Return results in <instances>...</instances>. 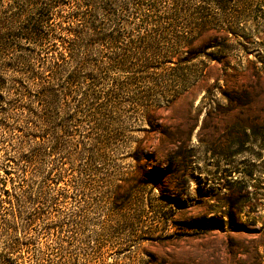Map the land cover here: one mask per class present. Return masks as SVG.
Returning <instances> with one entry per match:
<instances>
[{
	"label": "trees",
	"instance_id": "trees-1",
	"mask_svg": "<svg viewBox=\"0 0 264 264\" xmlns=\"http://www.w3.org/2000/svg\"><path fill=\"white\" fill-rule=\"evenodd\" d=\"M237 5L242 4L238 0H0L2 135L8 134V121L21 115L35 146L47 145L48 155L58 156L62 165L69 158L60 156L63 138L71 140L77 127L88 125L98 137L85 133L82 138L91 142L99 159V147L110 141L104 121L109 125L123 111L138 110L143 138L129 156L136 171L116 186L115 198L125 200L141 185L159 190L167 172L151 164H158L160 157L171 165L191 160V135L199 116L180 136L164 114L193 93H201L203 99L218 94L226 103L202 111L201 130L213 132L222 112L221 122H231L227 140L235 144V155L242 154L247 141L236 131L247 140L264 141V60L259 53L250 58L248 51L250 45L256 51L264 45L244 34L260 32L257 18L252 17L251 27H242L238 21L250 16ZM235 45L244 52L238 61L230 55ZM52 126L57 131L51 135ZM156 138L163 151H150ZM0 193L8 196L9 191L0 187ZM167 201L177 206L174 200ZM3 203L0 195V209Z\"/></svg>",
	"mask_w": 264,
	"mask_h": 264
},
{
	"label": "rangeland",
	"instance_id": "rangeland-1",
	"mask_svg": "<svg viewBox=\"0 0 264 264\" xmlns=\"http://www.w3.org/2000/svg\"><path fill=\"white\" fill-rule=\"evenodd\" d=\"M238 1L250 16L238 23L251 27L256 17L260 31L244 34L264 45V0ZM230 51L236 61L244 55L238 45ZM248 51L264 60V48ZM225 103L218 94L193 93L165 113L180 136L199 116L191 160L171 165L160 157L151 164L167 172L159 190L141 185L125 200L115 198L116 186L136 171L129 156L143 138L138 110L104 121L110 141L99 147V159L82 138L98 131L77 127L71 140L63 138L60 156L69 158L62 165L47 145L35 146L25 117L10 119L8 134L0 130V187L9 191L0 193V264H264V141L236 131L247 142L235 155L227 140L231 122H221L222 112L213 132L201 130L202 111ZM56 131L52 126L49 133ZM161 144L153 139L150 151H163Z\"/></svg>",
	"mask_w": 264,
	"mask_h": 264
}]
</instances>
